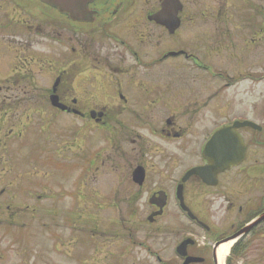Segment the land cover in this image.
Returning a JSON list of instances; mask_svg holds the SVG:
<instances>
[{
    "label": "flooded vegetation",
    "instance_id": "flooded-vegetation-1",
    "mask_svg": "<svg viewBox=\"0 0 264 264\" xmlns=\"http://www.w3.org/2000/svg\"><path fill=\"white\" fill-rule=\"evenodd\" d=\"M89 11L94 16L88 22H77L37 0H0V111L39 103L17 91L31 85V73L48 68V42H55L53 85L57 80L68 111L49 107L46 97L42 102L50 113L34 115L49 127L55 115L67 114L80 131L87 129L90 147L78 153L79 162L88 166L89 182L110 181V191L93 195L121 201L122 214L130 216L150 217L164 204L149 226L156 227L154 245L162 235H174L167 264H217L219 248L248 227L228 264L245 262L256 247L262 249L255 259L264 264V113L257 117L255 98L257 80H264V55L256 58L253 41L252 47L232 44L237 24L246 35L264 37V0H96ZM194 25L202 26L199 47ZM4 73L12 74L3 78ZM247 82L254 100L225 101L228 90ZM224 130L245 158L216 171L204 148ZM200 167L206 168L204 178L184 181ZM22 186L30 194L37 185ZM180 192L186 209L177 200ZM165 217L174 219L157 225ZM130 244L108 246L103 261L138 264L129 256L143 244ZM13 248L0 251V264H27L9 256ZM163 252L150 251L154 264H163ZM98 254L90 264H100Z\"/></svg>",
    "mask_w": 264,
    "mask_h": 264
},
{
    "label": "rangeland",
    "instance_id": "rangeland-1",
    "mask_svg": "<svg viewBox=\"0 0 264 264\" xmlns=\"http://www.w3.org/2000/svg\"><path fill=\"white\" fill-rule=\"evenodd\" d=\"M50 15L56 16L53 12ZM201 27L192 26L194 47L200 45ZM212 27L210 25L208 31ZM258 35L244 34V27L237 24L232 44L234 48L257 44V58L264 55V37ZM48 44H51L48 68L42 73H31V85H23L21 92L17 91L18 96L36 98L39 103L18 104L13 112L0 111V251L13 246L9 256L21 257L27 264H90L98 250L100 264H108L107 260L103 261L108 246L113 250L131 242V246L143 244L142 249L137 247L129 256L140 259L138 264H154L150 251L156 249H164L163 264H167L176 241L174 235H162L159 244L154 245L152 233L156 227L149 226V216L123 215L121 201L93 195L110 191L107 185L110 181L103 178L104 182H89L88 166L79 162L78 153H87L90 147L87 129L80 131L81 126L75 125L71 116L63 113L51 118L47 129L48 123L34 115L42 114L41 109L45 106L42 101L48 97L54 82L55 71L51 65L56 64L58 46L55 42ZM260 65L257 66L258 74L262 72ZM10 74L1 75L4 78ZM212 82L217 88L219 82L216 79ZM249 86L247 82L239 89L231 88L224 94L225 101L234 98L236 103L240 100L250 102L256 98L257 117H261L264 113V80L258 78L255 98ZM245 91L249 93L244 94ZM25 107L29 109L25 111ZM78 177L81 181L75 185ZM24 183L37 186L28 194L23 192ZM44 195L42 199L37 198ZM173 205L172 202L170 209ZM173 219H158L157 225L163 226ZM122 227L126 228L123 232ZM13 242L18 244L13 245ZM261 249L254 248L245 262L238 260L233 264H261L255 259Z\"/></svg>",
    "mask_w": 264,
    "mask_h": 264
},
{
    "label": "water",
    "instance_id": "water-1",
    "mask_svg": "<svg viewBox=\"0 0 264 264\" xmlns=\"http://www.w3.org/2000/svg\"><path fill=\"white\" fill-rule=\"evenodd\" d=\"M52 8L60 10L62 13L69 15L74 20L83 21L89 19L91 14L87 11L88 5L94 0H40ZM57 83L54 86V94L51 96V104L65 111L67 108L59 103V99L56 96ZM226 131L223 133L219 132L215 135L213 140L210 142L208 148L206 149V157L211 159L216 166L214 168L223 170L225 167H230L231 163L239 162L244 158V152L237 151L233 145L232 138L225 137ZM224 139V140H223ZM135 179L137 180L139 174H135ZM198 175L204 177V169H197L192 171L188 176ZM180 200L181 195H180ZM163 205L161 207L163 208ZM152 219V218H151ZM150 219V220H151ZM249 228L245 232H248ZM186 264H189L186 263Z\"/></svg>",
    "mask_w": 264,
    "mask_h": 264
},
{
    "label": "bare ground",
    "instance_id": "bare-ground-1",
    "mask_svg": "<svg viewBox=\"0 0 264 264\" xmlns=\"http://www.w3.org/2000/svg\"><path fill=\"white\" fill-rule=\"evenodd\" d=\"M233 244L234 243L224 244L219 248L217 252L218 264H225V260L227 259L228 254L230 250L232 249Z\"/></svg>",
    "mask_w": 264,
    "mask_h": 264
}]
</instances>
